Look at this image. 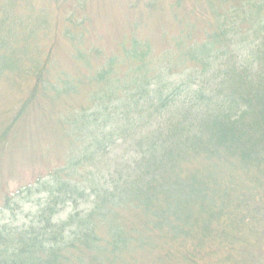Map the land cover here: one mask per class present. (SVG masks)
Wrapping results in <instances>:
<instances>
[{
    "label": "trees",
    "instance_id": "1",
    "mask_svg": "<svg viewBox=\"0 0 264 264\" xmlns=\"http://www.w3.org/2000/svg\"><path fill=\"white\" fill-rule=\"evenodd\" d=\"M100 1L0 0V264H264V0Z\"/></svg>",
    "mask_w": 264,
    "mask_h": 264
},
{
    "label": "rangeland",
    "instance_id": "2",
    "mask_svg": "<svg viewBox=\"0 0 264 264\" xmlns=\"http://www.w3.org/2000/svg\"><path fill=\"white\" fill-rule=\"evenodd\" d=\"M95 3V6H101L102 2L100 0H92ZM103 1V0H102ZM144 2H146V0H143ZM169 1V0H167ZM160 2H166L165 0H160ZM107 4L110 5L108 6V8H110L111 12L106 15V16H102L101 14L98 16L99 20L105 19V21H99V23H103V26L101 27L100 24H97V30L94 34V39L96 40V44L100 47V48H104L109 50L111 48V46L114 44V40L118 39V34L124 29V27L127 25L128 22H125L127 19H129V21L133 20V19H140V16H144L146 14H144L148 9H144L143 8V4H139V6H141L142 8L140 9H136V11H134V9H131L130 7V3L128 0H107ZM107 8V9H108ZM160 9L161 8H157V10L155 11L156 15H154L153 13L146 15L144 17H142L141 19V23L143 25H148V26H155L156 24H152L153 21L158 22V26H161V23L165 20H167L166 18H164V15H160ZM153 14V17H152ZM106 22V23H105ZM162 29V27H161ZM153 34L152 37L154 39L159 37V30L158 27L155 26L153 29ZM60 60L62 62L63 65H67L68 61H67V56L65 54H63L60 57ZM5 102V103H4ZM13 102V98L10 95V92L8 90L5 89V87H2L0 90V104H3L2 106H5L8 103L12 104ZM51 128V127H50ZM51 136L53 137V139H51V141L49 142H54V136L60 138V133L57 129L51 130ZM30 136L31 142L30 144L28 143H23L27 149V155L30 153L29 151L32 149V147H35L36 145L38 146H42L45 145V143H47V139H45L42 133H40V131H31L29 132V134H27L26 136ZM28 138V137H27ZM121 149L119 148L118 151V155L120 154ZM64 152L62 151V148H60V151H57V158L58 161L63 160V156H64ZM29 156V155H28ZM30 157V156H29ZM28 164V163H27ZM38 170H44V167L41 166L40 168L38 166H36V171ZM20 175H21V181H27L30 177L31 174L33 173L32 171H30L29 169L25 168V170H20ZM15 174V171L11 172L9 170H6L4 172V176L7 180L11 181V189L16 187V179L15 176H12ZM0 180H5L4 177L0 178ZM10 190V189H9ZM11 191V190H10ZM32 204V203H31ZM31 204H25L23 206H21L18 210H15V214L12 216H4V220L3 223H9L11 225H22L23 223H25L29 217H31L32 214V209ZM34 210V208H33ZM68 212V211H67ZM139 256V255H138Z\"/></svg>",
    "mask_w": 264,
    "mask_h": 264
},
{
    "label": "bare ground",
    "instance_id": "3",
    "mask_svg": "<svg viewBox=\"0 0 264 264\" xmlns=\"http://www.w3.org/2000/svg\"><path fill=\"white\" fill-rule=\"evenodd\" d=\"M19 180H20V179H19ZM15 183H17V182H15ZM31 203H32V204H31ZM28 204H31V206L34 205V204H35V200L31 201V202L28 203Z\"/></svg>",
    "mask_w": 264,
    "mask_h": 264
}]
</instances>
